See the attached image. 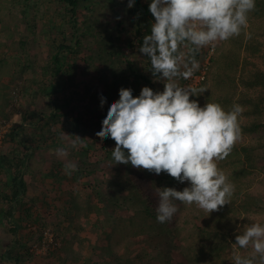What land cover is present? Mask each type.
I'll use <instances>...</instances> for the list:
<instances>
[{
    "label": "rangeland",
    "instance_id": "1",
    "mask_svg": "<svg viewBox=\"0 0 264 264\" xmlns=\"http://www.w3.org/2000/svg\"><path fill=\"white\" fill-rule=\"evenodd\" d=\"M115 1L118 5L113 9L109 0H88L81 3L87 8L81 6L78 9L73 30L69 15L57 0H0V60L7 59L8 64L0 76V93L8 95V119H0V155L9 160L13 159V165L8 168L6 166V170L0 172V211L7 212L6 217L0 220V264H123L124 261L135 264H160L163 260H171V264H190L182 260L180 253V249L185 245L184 231L180 232L179 239H165L163 235L150 239L144 233L146 228H151L147 221L144 223L145 228L138 226L136 229H130L137 230L138 233L130 235L116 252L107 249L108 239L115 235V229L112 224L101 227L102 221L99 218L105 219L109 215L113 224L126 225L139 207L131 204L132 195L123 183L126 165H114V162L105 159V149L101 148V143L95 135L101 130L105 117L91 119L87 113L95 104L98 105L100 95L104 96V84L109 81L104 77L109 75L110 69L106 70L105 76H101L105 73L103 66L113 68L116 61L114 59L113 62L106 56L104 60L100 59L101 37L97 33L104 28L118 38V44L123 50L118 56L119 62L115 69L118 68L126 87L133 90V96H138L144 86L152 88L153 91H163L164 88L162 81H154L149 59L139 52L140 45L135 35L136 19H127L122 0ZM97 21L100 23L93 28ZM152 22L154 21L147 22L149 30ZM74 32L85 33L86 36L81 38L82 52L69 59L68 63L74 64L70 77L66 78L62 74L48 78L43 76L42 68L51 66L50 55L57 46H73ZM94 35L98 40L93 38ZM233 38H237L243 48L251 43L250 48L253 51L249 55H245L244 51L239 52L238 73L245 56L248 70L258 69L264 72V15L256 19L249 18L247 28ZM233 38L218 42L214 47L201 49L199 53H206L202 63L205 64L213 50L226 52ZM109 45L110 43H107L105 46ZM61 53L64 56L70 54L68 50ZM63 62L62 70H65L68 67L67 60ZM207 66V72L211 73L222 64L220 61L209 62ZM128 67L148 79L149 84L136 80L133 82L132 71ZM65 79L69 81L70 91L76 96V99L70 102V110L76 109L87 122L82 133L71 132L68 125H65V119L70 120L72 113H67L66 117L62 116L57 121L51 120L48 115L52 106L40 93V87L47 86L49 81L63 85ZM237 80V94L255 93L254 90L249 91L241 87ZM210 83L211 80L208 81V84ZM179 84L182 87H190L183 79L179 80ZM119 85L117 91L123 86ZM66 96L70 97V93L67 92ZM114 97L119 99L118 94ZM190 99L197 100L201 107L206 104L203 95ZM232 104H238L235 98ZM108 108L109 105L106 106V111ZM99 112L104 110L100 108ZM24 114L25 122L22 121ZM258 118L264 122V111ZM247 122L249 116L240 114L239 127ZM10 133L11 138L7 137ZM74 135L84 139L86 147H70ZM255 143V135L240 128L239 139L233 146L235 151L232 148L226 159L217 162L218 167L235 187L233 196L236 189L241 190L237 198L241 203L246 202V208H240L237 203L234 205L239 211L234 218L233 230L236 233L241 230L240 234L253 223L264 224V148L253 152L252 169L246 167L241 175L239 172L235 174L240 166L244 165L237 161L235 152L239 147L253 146ZM105 146L106 150L113 149L116 146L115 141L109 139ZM62 148L67 149V155L63 157L56 154V150ZM68 163L76 165V170L72 171L71 175L65 172V165ZM50 167L54 169L56 176L62 179L58 190L53 189L50 180L44 176ZM7 173L22 177L27 183L26 194L18 200L21 205L17 202L10 203L8 200L10 188L6 183ZM140 176L148 181H155L146 194L155 208L159 200L158 193L162 188L172 187L182 191L189 186L188 182L181 184L176 180L171 181L166 173L156 175L142 169ZM72 197L80 208L82 203L87 202L95 206V209L86 211L85 216L76 219L73 209L71 208V211L67 203ZM173 203L178 210L170 221L172 227L184 229L186 232L193 225L202 226L206 216L197 214V210L201 209L179 201ZM256 205L259 210L254 208ZM128 206L134 210H130ZM100 208L105 209V216L99 214ZM188 218L193 223L187 225ZM230 221L223 219L222 222L225 223L222 224L227 225ZM235 242L229 238L230 247L225 249L226 259H233L237 253L245 256L251 254L250 247L246 250L240 249ZM19 243L25 244V249L19 248ZM232 259H228L227 264H233Z\"/></svg>",
    "mask_w": 264,
    "mask_h": 264
},
{
    "label": "clouds",
    "instance_id": "2",
    "mask_svg": "<svg viewBox=\"0 0 264 264\" xmlns=\"http://www.w3.org/2000/svg\"><path fill=\"white\" fill-rule=\"evenodd\" d=\"M134 4L128 0L127 7ZM255 7L256 0H151L148 5L154 22L139 52L150 60L154 81L164 83L163 91L144 86L133 96L131 88H120L119 99L111 103L95 135L115 141L114 165L130 163L156 175L166 173L181 184L188 182L182 191H159V223L171 221L177 212L173 201L209 214L231 201L235 187L217 162L229 156L239 139L243 108L235 104L226 111L218 103L201 107L190 97L207 88L182 87L179 80H189L199 70L196 53L201 49L239 36ZM105 103L101 94L100 107ZM74 136L70 147H86L84 139ZM56 154L66 156L67 149H57ZM75 170V164L65 165L66 174ZM235 240L240 249L250 247L252 252L237 253L234 264H264V224H251Z\"/></svg>",
    "mask_w": 264,
    "mask_h": 264
},
{
    "label": "trees",
    "instance_id": "3",
    "mask_svg": "<svg viewBox=\"0 0 264 264\" xmlns=\"http://www.w3.org/2000/svg\"><path fill=\"white\" fill-rule=\"evenodd\" d=\"M62 6L64 11L69 15V23L72 26V29H75L76 20H77V12L78 9L82 6L87 8L86 5L81 3L87 2L88 0H57ZM151 0H146L142 2L141 0H135V4L132 8L127 7L128 0H122V4L124 5V9L126 10L127 19L132 21V18L136 19V28H135V35L138 37V44L141 46L143 37L147 34H150V30L148 28L147 22L154 21L151 13L148 10V5ZM109 4L113 9L114 6H117L118 3L115 0H109ZM119 4H121L119 2ZM264 15V0H256V7L255 10L249 13L248 19L259 18ZM117 17V15H116ZM100 22H96L93 24V28ZM121 22L119 23V25ZM116 27V26H115ZM109 31V33L107 32ZM243 33V30H242ZM99 37H101V44L99 48L102 50L100 54V59L104 60L105 56L107 58H111L114 62L116 59L115 64H113V68L103 66L105 73H102L101 76L106 75V70L109 68L110 73L105 79H109L104 84V97L106 98V103L104 104L103 108L100 107V101L98 105L95 104L92 109L88 110L87 113L91 116V119L97 118L102 119L106 117L107 111L106 106L111 105L114 101H117L114 96L116 94L119 95V90L117 91V86L121 83L123 88H127L124 79L121 77L117 66V62L123 47L118 44V38L113 36L110 33V30H105L103 28L102 31L97 33ZM86 36L85 33L76 34L73 33V46H64L59 44L55 51L50 55V67H43V76L45 77H56L59 74L64 75L66 78H69L71 75V69H73L74 64H70L69 59L77 56L82 52V41L81 38L84 39ZM93 38H98L96 35ZM107 43H110L109 46ZM229 49L226 52H219L214 51L212 55L209 56L210 63H216L220 61L222 66L217 68L214 72H207L208 71V64L205 66V75L204 79L194 86L196 89L200 88H207V90L203 94L204 100L206 103H218L220 104L226 111H230L232 109V101L235 98L237 103L240 104L243 108L242 115L249 116V122L240 125V128L244 132H249L255 135L256 143L251 146H243L239 147L238 151L235 152L237 156V161L242 162L244 165H241L238 171L235 172L241 175L245 172L247 168L252 169L254 167L253 160L254 154L253 152L257 151L260 148H264V122L259 120V116L264 111V72L256 69V70H248L246 68L247 58L246 56L242 60L241 64V71L238 73V59L240 56V51H244L245 55H249L253 53L252 49L250 48L251 43L242 47V44L237 41V38L231 39L229 42ZM23 45V43H20ZM251 49V50H250ZM63 50H68V55L64 56L61 52ZM206 57V53H196V59L200 63V68L196 71V74H199L203 70L204 64L202 61ZM7 59L0 60V76L2 75V70H5V67L8 66ZM64 60H67L68 67L65 70H62L64 65ZM202 63V64H201ZM149 65L151 68V63L149 60ZM132 72L131 76L133 77L132 81H141L145 84H149V80L143 77L141 74L135 72L130 67H128ZM16 71V68H15ZM238 73V74H237ZM237 75L238 78H237ZM236 79L239 82V85L244 89H248L249 91L254 90V94H249L245 92H240L237 94V86H236ZM182 80V79H181ZM184 80V79H183ZM211 80V83L208 84V81ZM122 81V82H121ZM65 84L63 85H56L54 83L48 82L49 84L42 85L40 87V93L43 95L46 101H49L50 105L52 106V111L49 113V118L53 121H57L60 117H66L67 113H72L73 116L70 120L65 119V125L69 127L71 132L82 133L83 129L86 127V120L80 115V112H76L74 110H70V102L76 99L75 93H72L70 90V84L67 79L64 80ZM185 82V80H184ZM131 83V82H130ZM120 84V85H121ZM134 84V83H133ZM119 85V86H120ZM131 84L129 85V87ZM72 87V86H71ZM70 88V89H69ZM70 93V97L66 96V93ZM238 95L236 98L235 95ZM196 96H192L194 98ZM0 98L2 99V103L0 104V119L6 120L8 119V115L6 113V106H7V98L4 92L0 93ZM86 100V99H85ZM100 108L104 110V112H99ZM26 115H22V121L25 122ZM58 127V125H56ZM12 133L8 134L7 137H12ZM44 134V133H43ZM101 143V148L105 149L103 155L105 159L114 162L112 158V150L114 149H107L105 144L111 138H106L101 140L97 137ZM233 151L236 148L233 147ZM26 154V153H25ZM241 154V155H240ZM17 162H21V160H16ZM115 163V162H114ZM13 165V159L9 160V158H5L3 155H0V172L5 171V167H11ZM121 165V164H120ZM223 167V166H222ZM247 167V168H246ZM125 174H124V184L129 189L132 196H130L131 204L137 205L139 208L135 210V216L127 221V224L124 225L122 223H115L111 222V217L109 215L106 216L105 219H101L102 225L101 227H106L109 224H112V227L115 229V235L111 236L108 239V250L115 251L125 243L126 240L129 239L130 235H134L138 233L136 229L138 226L145 228L144 223L147 221L151 224V228L148 227L145 229L144 233L147 238L153 239L154 237L163 235L165 239H169L175 237L179 239V235L181 231L185 233V245L182 246V250L180 249V253H182V260L186 261L190 264H227L228 259L225 257V249L230 247L228 245V240L231 238L233 241L235 240L236 235L241 233V230L236 233L233 229L235 225L234 218L238 215L236 214L238 209L234 208V205L237 203L240 208H246V202L243 201L242 203L238 200V196L240 195L241 190L239 191L236 189L235 196L231 197V201L228 205H224L219 211H214L212 213H207L205 211L197 210V214L199 216H206L203 220L202 226H195L193 225L191 228L185 230H180V228L172 227L170 221L166 223H159L156 219V211L155 207L152 206L150 200L146 196L149 188L155 183V181H151L148 179L141 178L140 174L142 169H137L133 167L130 163L126 165ZM234 174V175H235ZM44 176L50 180L52 184V188L58 190L61 186L62 179L56 176V172L52 167L45 171ZM171 181L175 179L170 177ZM162 179H160V182ZM159 182V180H157ZM7 186L10 188V193L8 196L9 202H17L18 200L26 194L27 191V183L22 177L12 176L7 173L6 177ZM247 196V195H246ZM7 197V196H6ZM250 197V196H249ZM23 203V202H22ZM68 205L70 210L74 211V217L78 219L79 217L85 216L86 211L91 210L92 208L95 209V206L91 205L90 203H82L81 208L76 203V200L73 199L69 200ZM72 208V209H71ZM130 210H134L131 206H128ZM257 210L259 207L256 205L254 206ZM6 213L4 211H0V220L6 217ZM99 214L106 215V211L104 208L99 209ZM28 216V215H27ZM98 217V216H97ZM231 220L228 222L229 224L224 225L222 220ZM21 222L23 220H20ZM191 222L190 218L186 220V224L189 225ZM25 244L19 243V248L25 249ZM232 250V249H231ZM12 254V252H10ZM13 255V254H12ZM18 259L16 254L15 260ZM233 264H234V259ZM171 260H163L160 264H171ZM123 264H135L133 262L124 261Z\"/></svg>",
    "mask_w": 264,
    "mask_h": 264
},
{
    "label": "built area",
    "instance_id": "4",
    "mask_svg": "<svg viewBox=\"0 0 264 264\" xmlns=\"http://www.w3.org/2000/svg\"><path fill=\"white\" fill-rule=\"evenodd\" d=\"M208 60H209V56H208V59L203 66V70L199 74L194 73V75L191 79L185 80V82L187 84H189L190 87L196 86L197 84H199L204 79L205 66H206V64H208Z\"/></svg>",
    "mask_w": 264,
    "mask_h": 264
}]
</instances>
